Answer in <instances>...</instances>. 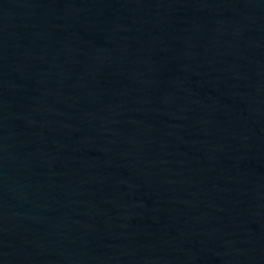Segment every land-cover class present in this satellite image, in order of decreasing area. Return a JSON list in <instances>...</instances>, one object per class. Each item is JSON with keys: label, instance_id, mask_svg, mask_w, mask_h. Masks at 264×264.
<instances>
[{"label": "water", "instance_id": "obj_1", "mask_svg": "<svg viewBox=\"0 0 264 264\" xmlns=\"http://www.w3.org/2000/svg\"><path fill=\"white\" fill-rule=\"evenodd\" d=\"M0 264H264V0H0Z\"/></svg>", "mask_w": 264, "mask_h": 264}]
</instances>
